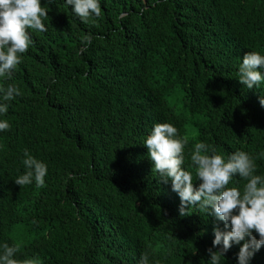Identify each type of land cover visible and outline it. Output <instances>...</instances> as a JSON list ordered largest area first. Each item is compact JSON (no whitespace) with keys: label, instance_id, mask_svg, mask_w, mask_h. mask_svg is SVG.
Returning <instances> with one entry per match:
<instances>
[{"label":"trees","instance_id":"1","mask_svg":"<svg viewBox=\"0 0 264 264\" xmlns=\"http://www.w3.org/2000/svg\"><path fill=\"white\" fill-rule=\"evenodd\" d=\"M48 8L47 31L29 29L12 80L0 78L21 92L0 117L11 125L0 133V241L39 264H138L145 252L152 264H207L223 223L195 208L179 215L143 141L173 124L188 139L186 165L201 140L225 158L264 149V85L237 81L243 55L264 54V0H101L87 22L64 0ZM86 34L100 39L81 51ZM24 149L48 165L41 188L13 182ZM250 264H264V246Z\"/></svg>","mask_w":264,"mask_h":264},{"label":"clouds","instance_id":"2","mask_svg":"<svg viewBox=\"0 0 264 264\" xmlns=\"http://www.w3.org/2000/svg\"><path fill=\"white\" fill-rule=\"evenodd\" d=\"M51 3L52 0H45L42 6L41 0H0V78L12 80L22 55L32 46L28 30L47 31L44 21ZM64 4L81 22L101 16V0H64ZM94 38L100 39L91 34L84 35L80 50H87ZM237 76V81L249 90L264 85V54L245 53L238 65ZM20 95L15 83L0 87V117L8 112V102ZM258 100L264 107V97L259 96ZM10 128L9 121L0 118V133ZM187 145L188 139L168 122L154 124L143 141L158 182H170L171 191L179 198V215L185 216L189 208H195L223 223V230L213 228L207 264H226V253L234 245H240L236 264H250L264 246V174H257L256 163L257 160L264 161V149L254 156L237 149L225 158L213 145L201 140L191 148L190 165H186ZM22 152L24 171L14 179V184L43 187L48 165L27 149ZM189 167L193 170H188ZM237 177L246 181L242 189L229 186ZM194 179L198 181L195 186ZM18 251V245L0 241V264H39L36 258L17 259ZM152 259L151 253L145 252L138 264H152Z\"/></svg>","mask_w":264,"mask_h":264}]
</instances>
